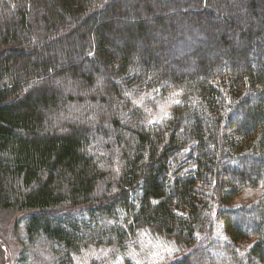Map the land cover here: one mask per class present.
<instances>
[{
    "label": "trees",
    "instance_id": "trees-1",
    "mask_svg": "<svg viewBox=\"0 0 264 264\" xmlns=\"http://www.w3.org/2000/svg\"><path fill=\"white\" fill-rule=\"evenodd\" d=\"M157 2L0 0V210L24 213L19 261L151 264L131 252L146 234L176 247L161 264H264V0ZM246 188L260 199L232 209Z\"/></svg>",
    "mask_w": 264,
    "mask_h": 264
},
{
    "label": "rangeland",
    "instance_id": "rangeland-1",
    "mask_svg": "<svg viewBox=\"0 0 264 264\" xmlns=\"http://www.w3.org/2000/svg\"><path fill=\"white\" fill-rule=\"evenodd\" d=\"M157 3L162 4L163 1ZM206 11H208L207 8ZM177 95H178L177 91L171 90L169 92V99L175 100L177 99ZM152 99L154 102L149 101L147 105L152 106V108H154L157 111V108L160 107L159 100H161L162 98L159 97ZM168 108L169 105L167 103H165L164 107H162V109L164 110H167ZM171 110L172 107L168 112H166V114L170 115ZM153 112L154 114L151 115L152 124L160 123V121L157 120L159 116L156 115L155 111ZM262 193H263L262 188H246L229 205L232 209L239 208L244 205L250 206L251 204L258 202ZM23 214H24L23 212L17 209L0 210V264H26L25 262L18 260L19 256L23 251H25L26 248L25 241L22 237V234H20L21 228L17 229L16 226L18 219ZM253 221L250 216L238 217V223H240L245 227L251 226ZM166 238L167 237L163 235L162 237H153L151 235L144 234L142 239L144 245L141 252L138 253L134 249V247L131 252L134 253L136 256H138V258L141 256L142 257L147 256L148 252L153 253V259L150 260L151 264H161L167 262L168 259L170 261L171 258L174 255H176L177 250L174 244L170 243L169 241H166L167 240ZM256 239H257L256 236H253L252 238H250V240H248L249 241L248 243L251 244L255 242ZM97 251L99 250H91L88 254L81 255L80 260L82 262H87L94 254L97 253ZM41 256L45 257L46 255L45 253H42ZM32 260H36V259L33 258ZM137 262L138 264H141L139 261ZM30 263L33 264V261Z\"/></svg>",
    "mask_w": 264,
    "mask_h": 264
},
{
    "label": "bare ground",
    "instance_id": "bare-ground-1",
    "mask_svg": "<svg viewBox=\"0 0 264 264\" xmlns=\"http://www.w3.org/2000/svg\"><path fill=\"white\" fill-rule=\"evenodd\" d=\"M132 199V198H131ZM131 203H133V204H136L137 203V201L135 202V200H133V201H130ZM209 244H211V245H215V242L212 240V241H210V242H208Z\"/></svg>",
    "mask_w": 264,
    "mask_h": 264
}]
</instances>
